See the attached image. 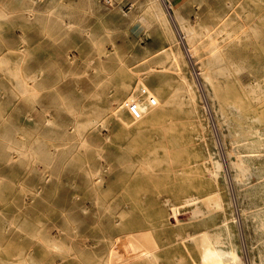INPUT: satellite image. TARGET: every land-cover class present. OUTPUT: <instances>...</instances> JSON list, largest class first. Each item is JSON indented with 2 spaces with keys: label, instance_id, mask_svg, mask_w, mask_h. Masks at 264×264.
<instances>
[{
  "label": "rangeland",
  "instance_id": "1",
  "mask_svg": "<svg viewBox=\"0 0 264 264\" xmlns=\"http://www.w3.org/2000/svg\"><path fill=\"white\" fill-rule=\"evenodd\" d=\"M0 264H264V0H0Z\"/></svg>",
  "mask_w": 264,
  "mask_h": 264
},
{
  "label": "bare ground",
  "instance_id": "2",
  "mask_svg": "<svg viewBox=\"0 0 264 264\" xmlns=\"http://www.w3.org/2000/svg\"><path fill=\"white\" fill-rule=\"evenodd\" d=\"M165 8H166V6H165ZM164 9V8H163ZM168 10V9H167ZM169 18H170V21H171V27L173 28V30L175 31V33L177 34V36L179 37V41H180V44L182 45V48H183V50H184V53H185V55H186V57H187V60L190 62V60H192V55L194 54V51L195 50H193V48H192V45L190 44V42L195 38H193L190 42L188 41V33L187 32H189V31H185L184 30V28H183V25H182V22H181V20H179V18L178 17H174V14L172 15V14H170L169 13ZM185 29H187V28H185ZM182 31H184V34H185V38H187V41L186 42H184V39H183V37H182V35L180 34V32H182ZM195 33V32H194ZM193 33V34H194ZM192 35V34H191ZM184 36V35H183ZM190 37V36H189ZM193 37V36H192ZM189 39H191V38H189ZM198 39H199V37H198ZM193 42V41H192ZM191 42V43H192ZM196 42V41H195ZM191 63V62H190ZM194 63V62H193ZM193 65H191V67H192ZM193 68V67H192ZM198 68V67H197ZM198 70V69H197ZM193 71H194V69H193ZM196 75V74H195ZM197 77H199L200 76V73L199 72H197V75H196ZM196 77V78H197ZM198 80V79H197ZM189 89V88H188ZM179 92V91H178ZM181 94H183V93H181ZM180 94V95H181ZM184 97V96H183ZM178 98V97H177ZM181 98H182V96H181ZM181 98L179 99V100H181ZM183 99V98H182ZM172 102L173 101H171V100H168V103H167V105L169 106V107H171V105H172ZM174 104V103H173ZM178 104H180V102L178 103ZM206 104V103H205ZM181 105H184V103H182L181 102ZM180 107H182V106H180ZM185 107V106H184ZM183 108V107H182ZM181 108V109H182ZM183 110V109H182ZM5 131H7V127L4 129V132ZM239 159V158H238ZM236 166L239 168V171H240V173L241 174H246L247 173V167L245 166V164H244V161L242 160V159H239L238 161H237V164H236ZM216 168V167H215ZM218 199V198H217ZM188 202L190 201V199H188L187 200ZM176 217V216H175ZM204 235V234H203ZM207 240V239H206ZM210 240H212V242H214V243H220V239L218 238V237H214V238H212V239H210ZM203 250V249H202ZM204 251V255H205V257L206 258H208V257H211L213 254H215L216 255V252L214 253H212L211 251H210V249L209 248H206L205 250H203ZM203 253V252H202ZM225 254H227V255H229L234 261L236 260V254H235V251L234 250H229V251H226L225 252ZM214 255V256H215ZM202 256V255H201ZM217 258V257H216ZM205 260V259H204ZM202 261V260H201ZM206 261V260H205Z\"/></svg>",
  "mask_w": 264,
  "mask_h": 264
},
{
  "label": "built area",
  "instance_id": "3",
  "mask_svg": "<svg viewBox=\"0 0 264 264\" xmlns=\"http://www.w3.org/2000/svg\"><path fill=\"white\" fill-rule=\"evenodd\" d=\"M150 103L152 105L155 104L153 99L150 100ZM123 113L130 122L137 121L140 116V112L137 105L131 101L126 102L124 104ZM118 251L119 259L124 260L125 258L130 257L132 255V253L134 252V245L130 241L124 240L119 244Z\"/></svg>",
  "mask_w": 264,
  "mask_h": 264
}]
</instances>
